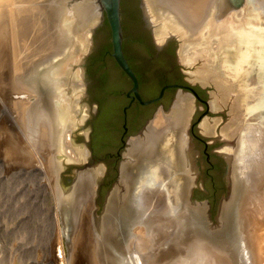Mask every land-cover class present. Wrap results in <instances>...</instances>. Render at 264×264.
Returning <instances> with one entry per match:
<instances>
[{
    "label": "bare ground",
    "instance_id": "bare-ground-1",
    "mask_svg": "<svg viewBox=\"0 0 264 264\" xmlns=\"http://www.w3.org/2000/svg\"><path fill=\"white\" fill-rule=\"evenodd\" d=\"M142 1L144 3L143 8L145 18L146 20H148L147 22H149L150 26L156 27V24L159 22L157 24L158 27H160L158 28V32L160 34L159 37L174 36L176 34L177 37L183 38V40L186 41L189 40V36L192 35L193 38L198 37V39L201 40L206 37L209 41L212 37H214V35H216L219 42L218 46L220 45L219 51L220 49L222 50L220 55H222L224 58L226 57L227 59L232 60V63H235L237 59L236 54L238 53H235V50H232V47L235 49H239L240 47L241 49H246L244 50L245 53H250V48L253 50V47H250L251 43L253 42V45H255L258 40V36L253 37V35L248 32L250 30L256 32L255 22L253 21V14L249 10L248 6L245 5L248 0H244L242 6L238 10L233 9L228 0H220L219 7H217V9L215 10V16L213 17V19L207 20L206 23H204L205 25L201 21H199V19L202 17V14H204L205 10L202 9V6L203 8H205L210 0H179L178 2H176L175 0V2L172 3V8L169 7V4L162 3L161 0ZM85 2L90 3V5L88 4L87 6H82L85 4ZM19 3L20 0H5V2L4 0H0V35L4 28L8 29L6 21L8 18L11 22L12 34L14 33L16 41L14 47L16 59L13 62L14 73L15 71H17L16 74H18V76L22 79L24 76L26 77V74H30L27 77V82H22L21 90L17 93V96L19 94V101L22 103L21 105L22 108L26 111L25 113H27V111L31 113V110H33V107L35 106L36 111L33 110V115L35 116V118L38 117L39 119L37 122V131H40V134L43 132L45 134L47 133L46 135H49L55 132V135L57 134V136H59L55 137L54 135H52L47 140V143L45 138H42L40 140L38 138V140H36L37 144L36 141L31 142L36 149L40 148L39 145L41 146L42 142L43 145L48 144L47 146L48 148H50L49 151L51 154L49 165H52L51 168L53 170L55 168L54 171H56L54 173L55 183H52L54 184L53 189L55 187L57 203L60 208L61 206L63 208L64 206H67L69 204L74 205V214L76 217H79L81 216V212L76 207V204L82 196V194L79 193L80 182H83V180H87L85 188L89 190L90 194H93V198L91 197V202H93L94 195H96L95 193H97L94 192V187L96 186L94 185V178L96 177L95 174L98 172V170L93 169L94 171L91 170L89 172H85L87 177L83 179L81 174H77V176L75 177L76 180L74 182V187H71V189L69 188V191H63L61 190L59 178L60 172L65 166L61 169L62 162L60 161V159L63 158L64 160H66V162L75 163H81L86 160V152L84 151V147L81 148V145V147L79 148H74L78 145L73 147V139L71 140L70 136L73 130L82 124L84 118L88 113L87 108L81 105V100L84 97V86L82 84L79 85V83H83V76L79 67V63L81 60L80 57L83 56L82 54H84L85 50H87V48L89 47V34L88 31H86V25L89 21L92 20L94 16V14H89L91 12L93 1L81 0L80 2H76L75 0H67L66 3L60 2L62 8V10H60V15L63 16L61 17V21H59V23L54 24L55 36L54 40L52 39L53 41L49 46L50 48L48 47V37L46 38L45 36L47 32V24H44L43 21H41L39 14L32 13L29 9L28 12L27 10L19 8ZM262 5L264 7V3ZM4 7L6 8V10H4ZM163 8H168L171 11H168L167 9L164 10ZM7 12H9L10 18L9 16H7ZM188 13H190L193 17L196 16L198 22L196 24L197 26L191 25L187 30L184 24L185 21L183 20L187 19ZM26 16H29L27 20H25ZM169 16L172 17V19H175L174 16H180L182 18L181 22L185 27H182L175 22L172 23V20ZM84 17L86 23L82 25ZM22 21L24 22L22 23ZM20 26L23 38H25L26 35V32H24L25 28L28 29L27 32H29L28 34L30 37L27 45L29 46L30 44H32L34 47L33 51H44L47 49H52L51 51L53 53V57H56L58 55L60 56L61 51L64 53V50L66 51V54L64 53L65 55H62V58L60 59L57 58L59 60L56 59L55 62H52L51 59L48 63H46L43 62V60L39 59V61L33 62L30 65V61H24L23 57H21L19 54L20 44H18L17 40L20 35V32L18 33V31H20ZM80 27L82 28L80 30L81 35L78 34L80 35L79 45L77 46L76 50H72L71 48L74 39L71 40L69 38H72V34L75 33L77 28ZM42 33L43 36L41 37ZM65 37L67 38L65 39ZM21 44L24 45V42H22ZM188 45L192 46L191 44ZM192 48L193 46L190 47L189 50H191ZM230 48V51L232 52H228V50L226 51V49ZM37 52L38 51H36V53ZM196 56L197 54L195 52H192V55H188L186 58H188V60H191ZM203 57L205 56L202 55V58ZM61 61L63 62V64H59L57 66V64ZM27 69H29L28 72ZM71 81L76 82V84L78 83V85L75 84L74 86H71ZM18 86L20 87V85ZM42 87L45 88V93H48L47 95L49 96V99L42 98ZM14 96L17 97L16 95ZM28 106H30L29 108L31 110L28 108ZM152 123L153 122H149L147 125L148 127L143 130V133L140 135V137H137L133 143L129 144L125 152L124 167H122L120 170L118 183L107 198L104 217L100 220H98L97 218L95 221L96 233L97 235L101 234L102 237L106 238L105 240L108 241H106V246L112 245L113 242L111 241L110 236L112 235L115 228V223L113 222L114 220L117 221V218L122 217V209L129 205V195L130 193L132 194L130 182L128 183V180H130L129 177L127 180L128 170L125 168V166L137 161L136 155L139 154H137L138 150L136 149L135 144H138V142L140 141L139 138H143L145 136ZM24 127L26 128V126ZM37 131L36 133H38ZM147 142V139H145L144 143ZM59 148L62 150V152L57 153L58 155L57 157H55V152H57L56 150H59ZM78 150H81V152H79ZM257 159L258 160L257 162H255V165L253 167L254 169L252 168V172H254L252 174L253 178H251L250 176L247 177L248 181L249 178H251L249 186L246 187V190H248V198L244 201L243 197L241 200V204L237 205L239 207V216L236 218L237 225L242 228L241 230L244 235L243 240H245V245L248 250L247 260L250 264H264V153H262L261 156L257 157ZM35 167L37 168L38 166ZM128 176H130V173H128ZM99 180L100 179H98L97 181ZM59 190L62 191V193H59ZM145 190H148V188H145ZM160 192L165 194L164 191ZM93 204L91 203L92 206ZM139 212L140 213L137 212V216H135L134 219L129 223L127 229L129 235L127 236L125 247L126 253L130 254L131 259L134 261V263L176 264L174 263V261H178L177 264H234L233 257L230 251H228L223 246H218L217 244L205 239L193 240L192 242H190V244H187L185 246V250L182 253H162L160 243L165 241L166 238H171V230H173V227L177 225L174 222H172L171 225L166 224L164 221L158 220V217L152 218L147 214L146 217L148 216V218L142 220L145 213L141 214V211ZM135 214L136 213H134V215ZM56 215L59 223L60 218L58 214ZM165 215L166 214H164V216ZM167 216L169 217V215ZM177 218L178 217L174 218L173 220ZM224 225V230H226L227 225ZM78 230L79 226L75 231V237H73L74 240L75 238H77L76 236H78ZM98 237L99 236L96 237L97 244L99 240ZM63 243L64 242L62 241L61 237H59L56 243L57 253H55L58 264L66 263ZM98 252L100 255L99 258L103 255V259L105 261L104 262L99 259L100 264H112V262L105 257V254L107 255V253L105 251L104 253L103 250L99 251L98 249L97 251L96 249L97 259ZM105 258L107 260H105Z\"/></svg>",
    "mask_w": 264,
    "mask_h": 264
},
{
    "label": "rangeland",
    "instance_id": "rangeland-1",
    "mask_svg": "<svg viewBox=\"0 0 264 264\" xmlns=\"http://www.w3.org/2000/svg\"><path fill=\"white\" fill-rule=\"evenodd\" d=\"M75 1L80 2L81 0ZM60 2L66 3L67 0H20V3L18 4L19 8L24 7L28 12L30 10L32 13L39 14L41 21L48 25H46L47 32L45 35L49 40L48 47L54 40V24L59 22V14L61 13L60 10H62ZM263 3L264 0H248L245 5L248 6L249 10L253 14V21L255 22L256 33L258 34V40L255 45H253V42L250 45V47H253L254 50L253 59L259 60L260 62L255 63H258L261 68L264 69V8L261 6ZM88 4L90 3L85 2L82 6H87ZM4 10H6V8ZM94 12L95 9L92 7L89 14L92 15ZM11 26L8 25L10 30ZM33 49L34 47L32 44L28 46L20 43V56L24 58V61H30V65L33 62L39 61V59L46 63H48L51 59L52 62H55L57 58L60 59L62 58V55L64 56L66 54L65 50V54L61 51V55L56 56L55 58L53 57V53L51 51L52 49H47L49 51L36 50L38 51L37 53L36 51H33ZM13 50L14 49L11 46L9 39V30L4 28L0 35V264H58L55 253H57L56 243L59 237H61L64 242L63 248L66 256L65 264H100L99 259L104 261V256L102 255L99 258L100 255L98 252L97 259L96 249L97 251L98 249L99 251H105L107 253V255L105 254V257L109 259L112 264H136L131 259L130 254L125 251L126 240L129 234L124 231V224L122 221L124 219L123 217L117 218L118 223L115 220L113 222L115 223V228L110 236L111 241L113 242L111 246H106V238L102 237L101 234L98 233L99 235H97L96 233L95 221L97 218L98 220L102 219L107 205V198L117 180L113 181L112 185L106 191L102 209L98 216H96V211H98L100 207L96 202L97 193L94 195V201L91 202L93 194H90L89 190L85 188L87 180L80 182L79 193L82 194V196L76 204V207L81 212V216H75V209L72 204L67 206L63 205V208L62 206L61 208L59 207L56 200L55 187L53 189V183H55L54 173L56 171H54L55 168L54 170L51 168L52 165H49L51 154L47 146L48 144H44V146L42 142L41 146L39 145L40 148L36 149L31 142L38 140V138L39 140L45 138L47 143V140L52 135L55 137L59 136H57V134L55 135V132L49 135H46L47 133L45 134L43 132L40 134V131H37L38 117L35 118L33 110L29 108L30 106H28V108L31 110V113L28 111L25 113L26 111L22 108V103L19 101L20 97H18L19 94L17 96V93L21 90L22 82H27V77L30 74H26V77L24 76L22 79L18 76V74H16L17 71L14 73L13 62L15 59L13 58ZM228 52L230 51L228 50ZM236 52L240 53L239 49H236ZM187 55H192L191 50L187 52ZM197 56L192 58V64L194 65L190 68V70L194 72L193 75L198 74L200 72L199 70H203L205 68L207 69V65L204 66L202 64L204 58H199V53ZM59 64H63V62H59L57 66ZM28 71L29 69H27V72ZM209 80H211L210 83L213 84V86L216 85L215 75L209 76ZM75 84L76 82L71 81V86H74ZM80 84H85V78H83V83H79V85ZM18 85H20V87ZM76 85H78V83ZM42 92V98H47L45 95V88ZM83 93L85 94L84 87ZM216 93V96H222L225 100H227V106H230L234 101V98H232L233 93L227 94L224 90L222 94L219 93V91ZM81 105L85 106L89 112L85 96L81 100ZM227 106L222 104L223 111L227 113L226 120L229 116H231L229 112L230 110ZM86 121L87 119L85 122ZM85 122L76 127L74 129L75 131L73 130L70 136L71 140H74H72L73 147L78 145L74 148H79L81 145V148L86 147V143L84 142V132L87 130V126L85 125ZM258 125L259 124L254 121V126L251 128L257 130V136H259L260 133L258 131L260 129L257 128ZM24 126H26V128ZM35 130L38 133H36ZM217 134L220 139L219 142L222 143L218 146L219 148H222L225 144H228V142H225V135L221 133V130L218 131ZM56 151V156L54 155L55 157H57V153L62 152L60 148ZM78 151L81 152V150ZM250 156L251 160L255 162L254 159H252L254 156ZM85 158L86 160L81 163L66 162L63 158L60 159L62 162L61 169L65 166L63 168L64 170L62 169L60 172L59 180L61 190L69 191L71 187L73 188L77 174H81L83 179L87 177L85 172L97 169L98 172L95 174L96 177L94 178V185H96L94 187V192L98 191L99 183L106 173L105 165H103L102 169H99L97 164H90L87 156ZM249 162H251L250 159L244 158L242 165H245V163L249 165ZM35 166L38 167L36 168ZM248 168H246V171L244 170L246 173L244 175L246 187L250 184V180L253 178L252 174L254 173L250 167ZM248 176L251 177L249 178V181L247 179ZM98 179L100 180L97 181ZM246 187L244 192H240V196L238 195L237 201H235L236 206L234 208V222L232 221L231 224V220H229V223H227L232 226L228 227L230 230H224L225 222L221 225V227L217 228L219 226V223L217 222L219 210L213 218L214 222L206 214V218L204 219L205 227H203L199 226L198 223L193 220L194 211L192 209V213L185 212L186 219L184 220L191 222L189 226L190 228L186 230V235L182 236V227L180 228L178 225L175 226L176 229L174 228L171 230V238H166L165 241L160 243L162 253H182L185 250V246L190 244L193 240L205 239L217 244L218 246H223L230 251L234 264H250L247 260L248 250L245 245L246 242L243 240L244 235L241 230L242 228L237 225L236 220L239 216V207L237 205L241 204L243 197L244 201L248 198V190H246ZM144 191L145 188H139L136 193L134 192L135 196H138V199H142ZM59 193H62V191ZM91 203H94L95 205L93 204L92 206ZM56 214H58L60 218L59 223ZM160 217H163V215ZM164 218L168 220V216ZM78 226V236H76L77 238L74 240L73 237H75L74 234ZM97 236H99L98 244L96 242ZM106 258L105 260H107ZM174 263L177 264L178 261H174Z\"/></svg>",
    "mask_w": 264,
    "mask_h": 264
},
{
    "label": "flooded vegetation",
    "instance_id": "flooded-vegetation-1",
    "mask_svg": "<svg viewBox=\"0 0 264 264\" xmlns=\"http://www.w3.org/2000/svg\"><path fill=\"white\" fill-rule=\"evenodd\" d=\"M161 1L162 3L169 4V7L171 8L173 7L172 3L175 2V0ZM178 1L179 0H176V2ZM219 4L220 0H210L205 8L202 6V9L205 10L199 21L204 24L207 20L213 19L215 16V10L217 7H219ZM143 5V1L139 0L138 7L141 12L144 27L150 33L155 49L160 51L169 40H175L177 44L175 48V63L182 75L183 80L187 84L201 88L207 94L208 110L201 117L198 123V134L203 137H215L219 141L220 139L217 136V132L221 130V133L225 135V142H228V144H225V146L222 148H219V146L211 148L210 153H215L220 156L226 164L223 173L224 188L226 190L220 194L216 214L218 210H220L221 202L227 194L229 179H231V183L233 185V198L225 205L223 217L226 222L225 224L227 225L226 231L230 230L228 227L232 226L228 225L227 223H229V220H231V224L232 221L234 222V208L236 206L235 201H237V196L240 194V192H244L246 187L244 180V175L246 173L244 170L246 171V168L248 167L252 169L255 165V162L258 160L257 157L264 153V69L261 68L258 63H255L260 61L253 59L254 51L251 48L250 53L247 51V53H245L244 50L246 49H241L239 47L241 54H236L237 59L235 63H232V60H229L226 57L224 58L222 55H220L222 50L220 49L219 51L220 45L218 46L219 42L216 35H214V37H212L209 41L206 37L201 40L198 39V37L193 38L192 35H188L190 39L186 41H184L183 38L177 37L176 34L174 36L159 37L160 34L158 32V28L160 27L157 25L159 22L156 24V27L150 26L149 22H147L148 20L145 18ZM261 6L263 5L261 4ZM163 9L171 11L168 8ZM187 15V19L183 20L185 21L184 24L186 27L182 24V18L180 16H174V20L172 17H169L172 20V23H178L180 26L185 27L188 30L189 26H194L197 24L198 19L196 16L193 17L190 13ZM8 16L10 18V15ZM25 18L24 19L27 20L29 16H26ZM6 21L8 25L11 26L8 18ZM23 22L24 21H22V23ZM84 23H86L85 17L82 25ZM81 28L82 27L77 28L76 32L72 34V38H69L71 40L74 39L71 48L72 50H76L77 46L79 45ZM8 30L11 46L14 49L16 42L15 36L14 33L12 34V31L9 27ZM27 30L28 29L25 28L24 32H26V35L25 38H23L20 26V31H18V33L20 32L18 38L19 41L17 40L18 44H20V42H24V45H27L30 37ZM248 32L251 33L253 37L258 36V34L252 30ZM43 33L41 37L43 36ZM66 38L67 37H65V39ZM92 42L93 33L90 34L89 47L87 48L85 55L86 57L92 49ZM188 44L193 46V50L191 49V52H195L196 54L199 53L200 58H202V55L209 58L207 59L203 57L204 60L202 61V64L204 66L207 65V69L205 68L206 70H199L201 73L197 72L198 74L196 75H193L194 72L190 70V68H192L194 65L192 64V59L188 60V58H186L188 56L187 52L191 47ZM227 50L230 51L231 48L226 49V51ZM232 50H235L234 52L236 53L235 48L232 47ZM14 52L15 50L12 52L13 58L16 59V54ZM86 57L84 59L83 67H85ZM212 75H215V86H213V84L210 83L211 80H209V76ZM84 89L85 101L88 104L86 83ZM41 90L44 91V88L42 87ZM223 90L226 91V93H233L234 101L230 106H227V100H225L222 96H216L217 91L222 94ZM47 94V99H49ZM195 102L196 98L191 92L178 88L175 90L172 100L166 110H164L163 104L159 103L152 116L145 119V123L140 128V130L135 134L127 136L128 143L130 140L139 135V133L146 127L147 123L153 122L145 136L143 138L141 137L142 139L139 138L140 141L138 144H135V147L138 150L137 154H139L136 155L137 161L125 166V168L128 170V173H130V176H128L127 173V180L129 177L130 180H128V183L130 182L132 189V194L130 193L131 191L129 192V205L122 209V217L124 218L122 221L125 232H127L129 223L134 219L135 216H137V212L140 213L139 211H141V214L145 213L152 218L158 217V220L164 221L169 225L174 222V218L178 217L180 219H175L174 223L180 228L186 225L189 226L191 224L190 221L184 220L186 219V209L189 211V213L194 211L193 220H195L199 226L205 227L204 219L206 214L209 216V218H211V206L208 199L196 201V199L193 198L194 189H197L206 195L209 194L208 190L203 186L202 172L198 161L200 151L195 149L193 138L190 135L192 118L197 110ZM222 104L227 106L230 110L229 112L231 116H229L227 120V113L223 111ZM33 110L36 111L35 106L33 107ZM86 116V119L88 120L90 117V108ZM254 121L259 124L257 126V128L260 129L258 130L260 132L259 136H257V130L251 129L252 126H254ZM90 132L91 127L87 126V130L84 132L85 143L89 141ZM145 139H147L149 144L148 142L144 143ZM84 151L86 152L85 156L89 158L90 164H95L101 161L91 157V153L87 145L84 147ZM125 151L126 150L120 152L121 158L116 168L117 171L119 169L120 163L123 162V154ZM250 155L254 156L252 159H254L255 162L251 160ZM190 156H192V158ZM189 157L193 160L195 171V178L191 188L190 198L191 201L200 205L198 207L199 209L193 208V211L190 208H186L187 203L184 196V189L189 183L187 178L188 169L186 167V165L190 162L188 159ZM244 158L250 159L251 162L248 163L249 165L246 164V161L245 165H242ZM102 163L104 164V162ZM228 170H230V175H228ZM139 188H148V190L143 192L142 199H138V196H135V193ZM160 191H164L165 194L161 193ZM134 213L136 214L134 215ZM164 214L166 215L164 216ZM161 215H163V217H160ZM167 215H169L168 220L164 218ZM215 215H213V218ZM148 216L146 217L145 215V218L143 217L142 220L148 218Z\"/></svg>",
    "mask_w": 264,
    "mask_h": 264
},
{
    "label": "water",
    "instance_id": "water-1",
    "mask_svg": "<svg viewBox=\"0 0 264 264\" xmlns=\"http://www.w3.org/2000/svg\"><path fill=\"white\" fill-rule=\"evenodd\" d=\"M92 1L94 16L86 25L89 39L90 34L93 33L92 49L86 57L84 71L86 50L81 56L79 67L83 78L85 75L90 108L89 119L85 122L86 116L83 120L85 125L91 127L86 145L91 157L101 160L106 165V173L97 191L96 202L100 209L96 211V216L101 212L106 191L113 181L117 180L113 188L118 183L125 158L124 153L123 162L120 163L117 171L120 152L127 150V146L143 133L148 123L139 135L128 143L127 136L140 130L145 119L152 116L159 103H162L166 110L175 90L181 88L191 92L196 98L197 110L192 118L190 135L195 149L200 151L198 161L203 186L209 192L206 195L194 189L193 198L196 201L208 199L211 206V220L214 222L213 215L216 214L220 194L226 190L223 181L226 164L220 156L210 153L211 148L222 143L215 137H203L197 132L198 123L208 110L207 94L201 88L187 84L183 80L175 63L177 46L175 40H169L160 51L155 49L150 33L144 27L138 7L139 0ZM228 2L233 9L238 10L244 0H228ZM22 9L27 10L24 7ZM62 16H59V21ZM190 157L188 158L190 162L186 165L189 183L184 189V196L186 208L193 209L200 205L190 198L195 178L194 164ZM101 161L95 163L99 169L104 165ZM232 197L233 185L229 179L227 194L221 202L218 213L217 228L224 223L225 205ZM185 211L189 213L188 210ZM189 226L182 227V236L186 235ZM174 228L176 229L175 226Z\"/></svg>",
    "mask_w": 264,
    "mask_h": 264
}]
</instances>
